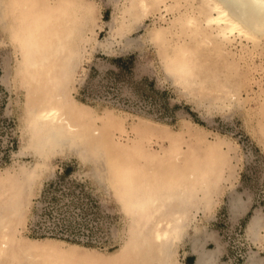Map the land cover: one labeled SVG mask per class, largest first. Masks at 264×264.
<instances>
[{
  "label": "rangeland",
  "instance_id": "rangeland-1",
  "mask_svg": "<svg viewBox=\"0 0 264 264\" xmlns=\"http://www.w3.org/2000/svg\"><path fill=\"white\" fill-rule=\"evenodd\" d=\"M144 1L148 8L140 0H0V178L10 179L0 199L18 201L13 237L53 239L89 252L98 264H121L128 219L109 166L116 160L141 166L158 155L167 162V178L192 187L196 177L190 191L198 201L189 207L195 221L177 248L180 264H196L190 240L197 226L214 234L206 247H220L219 264H248L252 252L264 256L249 231L256 215L264 224V35L202 39L188 22L189 14L200 16L199 0ZM54 20L61 29L83 27L82 35L67 42L65 53L76 58L67 68L59 57L34 72L28 33L34 25L51 28ZM203 23L205 35L214 36ZM189 49L196 52L202 79L212 77L205 86L180 83L171 71L169 57L189 55ZM51 76L65 80L44 88ZM57 94L80 124L97 128L92 144L99 149L83 141L70 145L81 155L68 148L52 149L50 156L21 155L40 133L34 104L44 99L40 108ZM216 152L227 155L229 167L207 213L202 173ZM172 165L188 170L178 173ZM29 168L34 172L26 183L23 171ZM233 198L245 202L246 210L234 214Z\"/></svg>",
  "mask_w": 264,
  "mask_h": 264
},
{
  "label": "bare ground",
  "instance_id": "bare-ground-1",
  "mask_svg": "<svg viewBox=\"0 0 264 264\" xmlns=\"http://www.w3.org/2000/svg\"><path fill=\"white\" fill-rule=\"evenodd\" d=\"M140 1L143 8H148L149 5L144 0ZM199 1L201 2L198 9L200 16L196 14L188 16V22L199 33V38L203 39V36H207L205 39L208 38L214 42L216 38L222 41L237 33L250 40H256L264 35V0H237L238 17L232 11L223 8L221 0ZM202 20H204L203 25L206 24L209 29L215 31L214 36L211 33L205 35L206 30L202 26ZM53 22L54 25L51 28H44L46 26L39 24L42 27L40 29L34 25L28 33L31 39L29 42L31 48L30 66L36 67L34 72H38L47 63L55 62L59 57L64 59V65L67 68L70 62L76 58L75 52L65 53L69 48L67 42L75 36L82 35L83 27L73 26L61 29L59 27L61 23L58 20ZM47 24L49 23L47 22ZM195 56L196 52L191 49H189V55L186 52H174V55L169 57L172 62L171 71L177 74L180 83H194V87L205 86L212 77L208 76L202 79L200 76L201 65L194 62ZM67 73L68 71L65 72V74ZM39 77V75L34 76L35 79ZM52 78L54 77H50L51 84L44 88H53L65 80V76ZM38 81L42 85V79L40 78ZM231 93L233 94V92ZM40 102L34 104L32 108L34 124L40 130L38 139L34 145H27L26 148L24 146L20 151L21 155L50 156L53 152L52 149L63 151L65 148L81 155L78 148H71L70 145H77L78 142L83 141H87L91 148L92 145H95L96 149L98 148L97 142L92 144V141L100 135V132H97V128L94 129L89 124H80L77 121L80 120V117L78 114H74V108L68 104V100L62 94L48 98L39 108ZM44 130L46 134L41 138V132ZM26 143L29 144V140H26ZM170 152H166L165 156ZM138 155L139 152H136L134 158L139 157ZM215 156V161L207 168H203L202 173L203 203L204 211L207 213L214 206V193L220 185L222 172L229 167L227 155L220 157L216 152ZM161 157L158 155L148 157L147 163L141 166H136L131 162L123 165L120 160H116L109 166L114 173V180L117 183L116 191L128 219L127 233L129 236L121 247L122 252L118 254L121 264H180L177 259V248L188 233L192 223L191 219H195L194 211L190 214L189 207L198 201V194H195V191H190L191 188H196L194 187L196 177L192 187L184 185L177 177L167 178V162L159 161L158 158ZM151 161L152 164H150ZM220 162L223 163L220 164ZM38 165L43 168L41 162ZM172 168L179 171L178 173L181 170H188L187 166L183 165H172ZM39 170L41 169L39 168ZM33 172L32 168L23 171L26 183L32 181ZM9 182L8 176L3 175L0 178V195L2 191L8 189L5 188V185H8ZM183 187H187V190ZM17 204L18 201H11V197L6 201L4 198L0 199V261L4 260V264H69V261L77 262V264L81 262L97 263L98 259L95 256L75 245L67 248L53 239L48 242H32L24 238L15 239L13 230L19 219ZM245 208V202L240 201L239 198L231 200V209L234 214L245 210ZM262 220V216L256 215L251 222L249 231L251 239L253 238L256 243L259 242L261 248L264 249V235L260 232L264 228ZM213 238L214 234L207 232L202 227L195 228L190 242L197 257L196 264H219L220 247L216 250L206 247V244ZM262 260L264 259L252 253L247 263L261 264Z\"/></svg>",
  "mask_w": 264,
  "mask_h": 264
},
{
  "label": "snow or ice",
  "instance_id": "snow-or-ice-1",
  "mask_svg": "<svg viewBox=\"0 0 264 264\" xmlns=\"http://www.w3.org/2000/svg\"><path fill=\"white\" fill-rule=\"evenodd\" d=\"M221 6L234 13L237 17L239 16L237 0H221ZM264 264V260L261 261Z\"/></svg>",
  "mask_w": 264,
  "mask_h": 264
},
{
  "label": "crops",
  "instance_id": "crops-1",
  "mask_svg": "<svg viewBox=\"0 0 264 264\" xmlns=\"http://www.w3.org/2000/svg\"><path fill=\"white\" fill-rule=\"evenodd\" d=\"M246 210V209H245ZM253 254H257L258 256H260L261 258H263L264 259V256L262 255V253H256V252H252ZM251 253V254H252ZM196 255V254H195Z\"/></svg>",
  "mask_w": 264,
  "mask_h": 264
}]
</instances>
